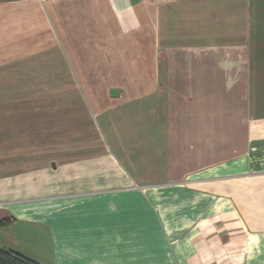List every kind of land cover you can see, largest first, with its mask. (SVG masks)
<instances>
[{
  "label": "crops",
  "instance_id": "1",
  "mask_svg": "<svg viewBox=\"0 0 264 264\" xmlns=\"http://www.w3.org/2000/svg\"><path fill=\"white\" fill-rule=\"evenodd\" d=\"M5 219L36 264H264V0H0Z\"/></svg>",
  "mask_w": 264,
  "mask_h": 264
},
{
  "label": "trees",
  "instance_id": "2",
  "mask_svg": "<svg viewBox=\"0 0 264 264\" xmlns=\"http://www.w3.org/2000/svg\"><path fill=\"white\" fill-rule=\"evenodd\" d=\"M11 223V220L5 219L0 221V228L6 227ZM0 264H36L33 261L27 260L20 255L0 250Z\"/></svg>",
  "mask_w": 264,
  "mask_h": 264
}]
</instances>
